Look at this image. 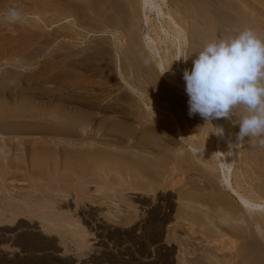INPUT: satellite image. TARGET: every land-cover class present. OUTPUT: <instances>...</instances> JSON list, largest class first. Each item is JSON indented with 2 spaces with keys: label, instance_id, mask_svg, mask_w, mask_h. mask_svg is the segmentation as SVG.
Instances as JSON below:
<instances>
[{
  "label": "rangeland",
  "instance_id": "obj_1",
  "mask_svg": "<svg viewBox=\"0 0 264 264\" xmlns=\"http://www.w3.org/2000/svg\"><path fill=\"white\" fill-rule=\"evenodd\" d=\"M0 1V114L11 113L9 118L22 125L16 133L0 131V140L38 146L44 138L52 144L79 139L87 148L99 143L100 153L105 149L101 155L119 164L147 154L164 165L150 185L133 167L128 173L105 165L107 170L102 165L89 182L51 177L50 184L41 179L32 184L23 173L8 174L7 165L16 159L10 147L0 148L5 150L0 152V264L228 262L231 254H225L222 240L228 244L236 237L206 224L211 218L223 223L224 232L230 230L224 227L230 198L215 157V130L199 114L189 116L183 71L191 69L207 42L222 35L251 27L264 39V0H146L147 5L143 0H44L43 5L33 0V8L26 9L32 0ZM11 9L19 19L9 18ZM176 34L184 37L177 41ZM146 104L176 114L186 140L175 133L167 113L152 115ZM244 112L239 106L227 120L235 134ZM61 115L78 120L77 132L54 133L58 119L50 118ZM32 121L35 127L49 126L50 134H40L38 126L35 132L25 129ZM173 134L177 141L159 142ZM205 147L210 151L202 152ZM238 149L234 185L260 189L264 197V148L245 138ZM226 151L231 153L228 146Z\"/></svg>",
  "mask_w": 264,
  "mask_h": 264
},
{
  "label": "bare ground",
  "instance_id": "obj_2",
  "mask_svg": "<svg viewBox=\"0 0 264 264\" xmlns=\"http://www.w3.org/2000/svg\"><path fill=\"white\" fill-rule=\"evenodd\" d=\"M27 1H31V0H27ZM36 1V0H35ZM145 1L146 5L148 4V1ZM1 2V1H0ZM24 2L26 3V0H24ZM32 3H29L27 6L24 5L25 9L26 7H32L34 6L35 3H33V0L31 1ZM38 3V1H36ZM39 2L42 4L44 3V0H39ZM47 2V1H45ZM90 2V1H89ZM113 2V1H112ZM116 2V1H115ZM65 3V2H64ZM63 3V5H64ZM131 3V2H130ZM136 3V2H135ZM211 3V2H210ZM6 4V3H5ZM22 5V4H21ZM43 5V4H42ZM42 5H39L40 7ZM49 4H47L48 6ZM61 5V4H60ZM144 5V13L146 14V23L144 24L145 26L148 25L149 21V16L147 13V9L149 6ZM23 6V5H22ZM46 6V5H45ZM51 6V5H49ZM48 6V8H49ZM74 6V5H73ZM77 6V5H76ZM187 6V5H186ZM5 7V6H4ZM212 7V6H211ZM51 8V7H50ZM49 8V9H50ZM60 8V7H59ZM80 8V7H79ZM152 8V7H151ZM193 8V7H192ZM46 9V7H45ZM62 9V8H60ZM111 9V8H109ZM22 10V9H20ZM24 10V9H23ZM28 10V9H27ZM194 10V9H193ZM2 11V10H1ZM33 11V10H32ZM36 11V10H35ZM34 11V12H35ZM63 11V10H62ZM150 11V10H149ZM248 12V11H247ZM42 13V12H41ZM235 13V12H234ZM254 14V13H253ZM125 15V14H124ZM117 16V15H116ZM45 19V18H44ZM40 20V19H39ZM259 20V19H258ZM44 21V20H43ZM46 21V20H45ZM44 21V23H45ZM47 22V21H46ZM49 22V21H48ZM108 22V21H107ZM6 23V22H5ZM127 24V23H126ZM148 27V26H147ZM111 31V30H110ZM148 32H146L145 35H147ZM179 34H181V31H179ZM114 36V35H113ZM1 37V35H0ZM184 36L182 35H177L176 34V39L181 40ZM4 42V41H3ZM179 44L181 45V42L179 41ZM123 46V45H122ZM39 47V46H38ZM59 47V46H58ZM65 63V62H64ZM159 66L160 69H163L164 67V63L163 61L160 59L159 60ZM59 68V67H58ZM6 69V68H5ZM57 69V68H56ZM121 72V71H120ZM176 77V76H174ZM174 81H176V78H173ZM48 82V81H47ZM181 83V82H179ZM182 84V83H181ZM129 85V84H128ZM130 86V85H129ZM132 87V86H130ZM133 88V87H132ZM135 89V88H134ZM185 94L186 91H184ZM29 99V98H28ZM65 99V98H64ZM80 101V100H79ZM82 101V100H81ZM68 102V101H67ZM92 105V103H91ZM89 106V105H88ZM94 106V105H93ZM155 105H149L146 104V109L150 112V114L154 115H160L162 116L163 112L167 113L166 115L168 116L169 120H171V125L172 127H174L175 133L178 134V136L180 137V139H185L184 137V131L180 125V122L178 120V117L176 116V114H174L173 112H169L166 111L164 109H160V108H156ZM87 107V105H86ZM89 108V107H88ZM93 108V107H92ZM82 109V108H81ZM26 110V109H25ZM25 110H21L19 112H17L19 115L23 114L25 112ZM57 110V109H56ZM16 111V110H15ZM24 111V112H22ZM84 111V110H83ZM32 112V111H30ZM37 112V111H36ZM36 112H33L36 113ZM61 112V111H60ZM79 112V111H78ZM86 112V111H85ZM162 112V113H161ZM179 112V111H178ZM28 113V112H27ZM62 113V112H61ZM75 113V112H74ZM29 114V113H28ZM63 114V113H62ZM84 114V113H83ZM139 114V113H138ZM12 114L10 113V116L8 115L6 116H2L0 114V131L1 132H9V133H16L18 132L20 129H22V125H20V123L18 120L17 121H13L11 116ZM25 115V114H24ZM43 115V114H42ZM41 115V116H42ZM49 115V114H47ZM46 117H52L50 115H52V113ZM59 115V114H58ZM64 115V114H63ZM80 115V114H79ZM14 116V114H13ZM18 116V115H15ZM23 116V115H22ZM40 116V117H41ZM62 116V115H61ZM61 116H53V119L56 117V119H58V126L59 127H53L56 132H54L55 134L58 135H62L65 132L66 133H72V132H77L76 131V124L78 125V120H63L62 118H60ZM6 117V118H5ZM20 117V116H18ZM39 117V116H38ZM70 117V116H69ZM68 117V118H69ZM77 117V116H76ZM86 117V115H85ZM29 118V117H28ZM32 118V117H31ZM44 118V117H43ZM67 118V117H66ZM87 118V117H86ZM93 118V117H92ZM5 119V120H3ZM34 119V117H33ZM49 119V118H48ZM157 119V118H156ZM3 120V121H2ZM24 120V119H22ZM21 120V121H22ZM52 120V121H53ZM87 120V119H86ZM155 120V119H154ZM228 119H219V120H213L211 121V127L216 131L215 127H220L222 126L224 128V135H217L215 134V140L218 146V151L215 154V157L218 159L217 163H218V167H219V171H220V177H221V182L223 184V186L225 187L226 191L228 192V198H230V202L226 203L224 211L227 215V219L228 220H224L226 221L225 223V228L229 231H225L224 232V228L221 225L216 224V221H214L211 218L209 219V222L206 220V224L210 223V226L214 225V227H218L220 229H218L216 232L220 231V233H224V235H227L228 232H231V235L236 237V240H230L228 241L229 243L226 244L227 242L225 240H222L223 243V247L224 250L226 251L225 254H231V259L225 263L222 262V260L220 259V261L223 264H264V251L262 253V249L264 247V197L261 194L260 189H258L256 192H254L255 190H246V188L242 187L241 185H234L233 182V177H234V172H235V167L237 164V159L239 157V152L238 150V144L236 141V134L234 132V130L232 128L229 127L228 123H227ZM31 121V120H30ZM37 121V120H35ZM40 121V120H38ZM45 122V121H44ZM68 122H71V124H68ZM103 122V120H102ZM26 123V122H25ZM28 123H30L28 121ZM41 124H44L42 122H39ZM54 123V122H52ZM74 123V125H73ZM82 123V122H81ZM157 123V120H156ZM24 124V123H23ZM33 125V121L31 123ZM40 124V125H41ZM56 124V125H57ZM39 125V126H40ZM51 125V124H50ZM69 125V127H68ZM73 125V126H72ZM189 125V124H188ZM38 126V125H37ZM37 126L35 127V125H33V127L31 126H24L25 129H32V131L30 130V132H35L36 130L40 129V134L42 133H49V126L45 127L43 125V127L41 126V128H37ZM79 127V126H78ZM150 127V126H149ZM75 128V129H74ZM118 128V127H117ZM52 129V128H51ZM124 129V128H123ZM127 129V128H126ZM79 130V129H78ZM120 131V130H119ZM122 131V130H121ZM124 131V130H123ZM51 132V131H50ZM83 132V131H82ZM171 132V131H170ZM8 133V134H9ZM143 133V132H142ZM168 133V132H167ZM54 134V135H55ZM77 135V134H76ZM83 135V134H82ZM112 135V134H111ZM64 136V135H63ZM70 136V135H69ZM73 136V135H72ZM154 136V135H153ZM172 136V134H171ZM74 137V136H73ZM114 137V136H113ZM118 137H121L120 135ZM85 138V137H84ZM126 138V137H125ZM147 138V137H146ZM172 139H165L162 137H160L159 142H161V140H163L162 142L166 141L168 143L172 142L170 140H175L177 141L178 139H176V137H171ZM178 138V137H177ZM121 139H123V137H121ZM152 139V138H151ZM157 139V137H156ZM233 139V140H232ZM102 140V139H101ZM104 140V139H103ZM106 140V139H105ZM113 142L115 143V139ZM118 140V139H117ZM116 140V141H117ZM124 140V139H123ZM153 140V139H152ZM147 139L146 143H152L151 141ZM155 140V139H154ZM158 140V139H157ZM9 141V140H8ZM12 141V140H11ZM42 141L45 143L38 145V146H31L30 143L31 142H23L21 145L19 144V142L17 143H11L10 141L7 142L6 141H2L0 140V148L6 149V147H10V149L12 151H10L11 153H9V155L11 154V156H14L16 161L14 163H12L11 165H7L8 167L6 169H8V174L9 173H13L16 174L15 172H19V173H23L22 175H25L27 178H31L33 180L32 184H36L38 183V180H46L47 183L50 184L52 182V180H57L58 178L60 179H64V181H68L69 183V179H78L80 181L83 182H89V176L91 173L93 174L95 171H97L98 169H100V167H102V165L107 166V168L109 169H113V168H120L121 171H128L131 170L130 168H134L133 170H135V173L137 174L139 172V176L141 175L142 178H144L146 180V183H148V185L154 184L155 182V177L154 174L157 172H161V168L164 165H157L156 161L153 162L151 160V158H149V156L147 154H140L142 156H138V160H135L133 163L130 164H119V161H116V158H112V156L110 157H105L101 155V153L103 151H101L100 153V148L99 143H94L93 145H91L89 148L84 147V141L83 140H79L77 139L76 141L74 140V142L71 143H55L52 144L51 140L44 138L42 139ZM111 141V140H110ZM122 141V140H121ZM119 141V142H121ZM175 141V142H176ZM34 142V141H33ZM39 142V141H38ZM123 142V141H122ZM142 142V141H141ZM154 142V141H153ZM157 142V141H156ZM155 142V143H156ZM161 142V143H162ZM179 142V141H178ZM36 143V142H35ZM34 143V144H35ZM90 143V142H89ZM88 143V144H89ZM117 143V142H116ZM177 143V142H176ZM33 144V143H31ZM54 145L55 147H53L52 145ZM58 144V145H57ZM122 144V143H121ZM140 144V143H139ZM142 144V143H141ZM158 144V143H156ZM174 145V143H172ZM23 147L17 149L20 151V153H17L15 151L16 150V146ZM124 145V144H123ZM191 145V144H190ZM69 146H71L72 148H69V150L67 149ZM152 146V145H151ZM226 146H228L230 148L231 153L228 155L227 151H226ZM103 147V146H102ZM192 148L193 151H195L196 153L198 152L197 148L192 144V146H190ZM28 148H30L31 150H29ZM151 148V147H150ZM164 150V149H163ZM202 152H209L210 151V147H205L203 149H201ZM5 150H1L0 152L4 153ZM131 152V151H130ZM175 153V152H174ZM2 154V153H1ZM108 154V153H106ZM123 154V153H122ZM176 154V153H175ZM7 155V156H9ZM104 155V154H103ZM131 155V154H130ZM108 156V155H107ZM115 156V155H114ZM124 156V155H123ZM129 156V155H128ZM134 156V155H133ZM176 156V155H175ZM4 157V155H3ZM119 157V156H118ZM172 157V156H171ZM110 158V159H109ZM121 158V157H120ZM125 158V156L123 157ZM129 158V157H128ZM14 159V160H15ZM116 159V160H115ZM119 159V158H118ZM129 160V159H128ZM127 160V161H128ZM131 160V159H130ZM240 160V159H239ZM13 161V160H12ZM241 161V160H240ZM124 162V161H123ZM122 162V163H123ZM6 163V162H5ZM258 163V162H257ZM154 164V165H153ZM161 164V163H159ZM104 166V167H105ZM118 166V167H117ZM240 166V165H239ZM5 167V166H4ZM3 167V168H4ZM106 168V167H105ZM106 168V170H107ZM176 168V167H175ZM190 168V167H189ZM103 169V168H102ZM101 169V170H102ZM115 169V170H116ZM120 169L118 170V172L120 171ZM136 169L138 172H136ZM160 170V171H159ZM240 170V169H239ZM163 171V170H162ZM208 171V170H207ZM237 171V170H236ZM102 172V171H101ZM106 172V171H105ZM134 172V171H133ZM6 173V172H5ZM4 173V174H5ZM99 173V172H97ZM104 173V172H103ZM125 173V172H124ZM127 173V172H126ZM132 173V172H131ZM105 174V173H104ZM121 174V173H120ZM119 174V175H120ZM6 175V174H5ZM107 175V174H106ZM132 175V174H131ZM159 175V174H158ZM10 176V175H9ZM105 176V175H104ZM15 177H18L15 175ZM50 180H47L48 178ZM52 177V180H51ZM94 177V176H92ZM115 177V176H114ZM121 177V176H120ZM138 177V176H137ZM6 178V177H4ZM3 181H7V179H4ZM19 178V177H18ZM107 178V177H105ZM112 178V177H111ZM140 178V177H139ZM157 178V177H156ZM61 180V181H62ZM95 180V178H94ZM109 180V179H108ZM113 180V178H112ZM2 181V182H3ZM79 181V182H80ZM139 181V180H138ZM154 181V182H153ZM157 181V180H156ZM42 182V181H41ZM39 181V183H41ZM74 182V181H73ZM109 182V181H108ZM143 182V181H142ZM237 182V181H236ZM240 182V181H239ZM242 182V181H241ZM60 183V180H59ZM67 183V182H66ZM243 183V182H242ZM57 184V183H56ZM61 184V183H60ZM58 184V185H60ZM72 184V183H71ZM63 185V184H61ZM60 185V186H61ZM147 185V186H148ZM56 186V185H55ZM54 186V187H55ZM146 186V185H145ZM145 188V187H144ZM150 189V188H149ZM224 189V190H225ZM70 190V189H69ZM146 190V189H145ZM155 190V189H154ZM6 191V190H5ZM13 193V192H12ZM8 194V193H7ZM200 195V194H199ZM13 197V196H12ZM204 197V196H203ZM28 198V197H27ZM81 198V197H80ZM193 198V197H192ZM82 200V199H81ZM21 201V200H20ZM15 202V201H13ZM22 202L24 203L25 200H22ZM27 203V202H25ZM24 203V204H25ZM223 203V202H222ZM21 204V203H19ZM23 205V204H22ZM21 208V207H20ZM22 209V208H21ZM24 210V209H23ZM223 210V209H222ZM14 211V210H13ZM12 211V212H13ZM214 211V210H213ZM25 212V211H24ZM223 212V211H221ZM15 215H17L19 213V211H15L13 212ZM26 213V212H25ZM208 213V212H207ZM4 215V214H3ZM223 214V218H224ZM225 215V216H226ZM209 216V215H208ZM215 216V215H214ZM219 216V215H218ZM191 218V217H190ZM222 218V219H223ZM203 219V218H202ZM206 219V218H205ZM226 219V218H225ZM195 220V219H194ZM222 222V221H221ZM229 222V223H228ZM218 223V222H217ZM205 224L204 220L201 222V225L203 226ZM221 226V227H220ZM231 228H233V230H231ZM225 229V230H226ZM214 232V231H213ZM219 233V232H218ZM207 235V234H206ZM230 235V234H229ZM221 236V235H220ZM218 237V236H217ZM226 237V236H225ZM231 237V236H230ZM233 237V238H234ZM229 238V237H228ZM225 239V238H224ZM217 241V240H216ZM223 249V248H222ZM221 250V249H220ZM223 251V250H222ZM216 253V252H215ZM218 253V252H217ZM222 253V252H221ZM206 255V254H205ZM223 255V254H222ZM217 256V255H216ZM211 257V256H210ZM215 257V256H214ZM227 257V256H226ZM212 258V257H211ZM222 258V257H220ZM202 259V258H201ZM213 259V258H212ZM199 260V259H198ZM214 260V259H213ZM212 260L211 263H216ZM216 261V260H215ZM219 261V260H218ZM210 262H208L207 260L205 261V264H211ZM203 264V262H201ZM197 264V263H196ZM216 264H221L220 262L216 263Z\"/></svg>",
  "mask_w": 264,
  "mask_h": 264
},
{
  "label": "clouds",
  "instance_id": "obj_3",
  "mask_svg": "<svg viewBox=\"0 0 264 264\" xmlns=\"http://www.w3.org/2000/svg\"><path fill=\"white\" fill-rule=\"evenodd\" d=\"M8 15L19 19L15 9ZM183 80L190 117L199 114L207 122L231 120L234 110L243 106L237 144L248 138L264 148V39L254 29L247 27L207 42L196 53L191 69H184ZM215 129V134L224 135L222 126Z\"/></svg>",
  "mask_w": 264,
  "mask_h": 264
}]
</instances>
